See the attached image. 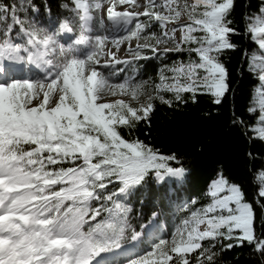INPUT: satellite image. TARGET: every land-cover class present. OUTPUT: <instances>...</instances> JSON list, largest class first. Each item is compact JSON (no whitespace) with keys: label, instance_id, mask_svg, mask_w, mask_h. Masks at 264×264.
Masks as SVG:
<instances>
[{"label":"snow or ice","instance_id":"snow-or-ice-1","mask_svg":"<svg viewBox=\"0 0 264 264\" xmlns=\"http://www.w3.org/2000/svg\"><path fill=\"white\" fill-rule=\"evenodd\" d=\"M60 7L54 25L47 4L45 23L32 0H0V264H221L224 251L245 246L264 257L255 209L222 170L189 201L170 238L157 235L156 210L133 226L127 202L136 191L180 182L186 170L175 151L121 131L149 121L157 100L172 108L199 93L222 106L229 84L220 56L238 50L230 37L239 35L253 45L244 61L256 83L230 119L246 143L264 145V0L239 31L230 19L235 0ZM169 53L180 59L164 64L158 83L119 75L148 54L163 61ZM25 68L30 75L16 74ZM254 179L264 198V172Z\"/></svg>","mask_w":264,"mask_h":264},{"label":"trees","instance_id":"trees-1","mask_svg":"<svg viewBox=\"0 0 264 264\" xmlns=\"http://www.w3.org/2000/svg\"><path fill=\"white\" fill-rule=\"evenodd\" d=\"M41 9L47 4L51 14L62 15L60 0H32ZM259 0H235V8L230 19L239 31L243 28L242 19L246 11L254 10ZM232 42L238 50H226L220 61L227 69L229 91L222 106L212 103L207 94H197L196 102L191 99L187 104H174L172 108L155 101V110L150 113L149 121H141L129 135L127 129L122 134L129 139L149 144L164 154L175 151L182 166L187 172L183 185L169 193L170 182L160 184L149 183L146 191L137 190L127 202L133 208L130 220L136 226L141 219L150 216L153 210L159 216L167 217L173 210V203L195 198L200 200L208 184L222 170L230 181L240 184L246 202L255 209L256 235L264 232V205L258 203L264 199L258 196L259 182L254 179L257 173L264 171V145L246 143L240 129L232 126L231 115L244 112L249 103L251 89L255 81L249 76L244 61L245 49L251 50L253 45L243 36L232 35ZM180 59L170 53L166 60L150 57L135 62L137 78L157 83L159 70L164 64H171ZM170 94H166L169 98ZM150 123V127H149ZM251 151L252 157L247 153ZM143 200V203H141ZM227 243V241H225ZM221 264H264V257L252 254L249 247H234L223 252Z\"/></svg>","mask_w":264,"mask_h":264},{"label":"rangeland","instance_id":"rangeland-1","mask_svg":"<svg viewBox=\"0 0 264 264\" xmlns=\"http://www.w3.org/2000/svg\"><path fill=\"white\" fill-rule=\"evenodd\" d=\"M66 2H68V0H60V3L61 4L62 3H66ZM61 10H63V9L61 8ZM117 10H123V9L118 8ZM129 10H133V9L130 8ZM136 10H139V9H136ZM44 15H47V16H44ZM41 18L43 19V21L45 23H48V19H49L48 13L44 10V8L42 10V17ZM58 21H59L58 19H56L55 17L51 16V22H52V24L55 25V24L58 23ZM135 44H136V41L135 40L132 41L133 47L135 46ZM125 47H126V45H125ZM160 50L163 51V46H161ZM119 57L121 59H127L128 58V57H126L124 51H121L119 53ZM148 57H150L152 59H157V58L151 56V54H148ZM135 62L136 61H134L133 63L135 64ZM117 68H124V66L123 65H117ZM126 74L127 75H131V76L135 75V68L134 67L124 68V71L121 72L119 75H120V77H123ZM158 82H159V79H158ZM120 98L125 99V100L129 99L128 97H120ZM111 99H115V98H111ZM133 106H136V105L134 104ZM262 172H264V171H262ZM186 177H187V172L185 171V177H184V179L182 181H180V182H176L174 180L169 181L170 182V186H171L170 188L168 187L169 193L172 194L173 193V189H177V188L181 187L183 185V182L186 179ZM258 182H259L258 184L260 185L261 182L259 180H258ZM209 184H208V186H209ZM207 187H206V189H207ZM192 199H195V198H191V199H188V200H184L183 202H180V203H173V210H172V212L167 217H164V216L161 217L160 216V219H159V222H158L157 235L162 236L164 238H170V232L174 230L176 224L179 222V220L181 219V217L184 215L183 209L186 206H188L189 201L192 200Z\"/></svg>","mask_w":264,"mask_h":264},{"label":"bare ground","instance_id":"bare-ground-1","mask_svg":"<svg viewBox=\"0 0 264 264\" xmlns=\"http://www.w3.org/2000/svg\"><path fill=\"white\" fill-rule=\"evenodd\" d=\"M123 51V50H122Z\"/></svg>","mask_w":264,"mask_h":264}]
</instances>
